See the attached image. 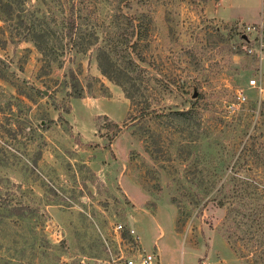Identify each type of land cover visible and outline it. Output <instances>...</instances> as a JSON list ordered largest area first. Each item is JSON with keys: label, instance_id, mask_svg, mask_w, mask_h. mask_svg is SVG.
<instances>
[{"label": "rangeland", "instance_id": "374dc122", "mask_svg": "<svg viewBox=\"0 0 264 264\" xmlns=\"http://www.w3.org/2000/svg\"><path fill=\"white\" fill-rule=\"evenodd\" d=\"M69 1L0 0V264H264V0Z\"/></svg>", "mask_w": 264, "mask_h": 264}, {"label": "built area", "instance_id": "2783aa9c", "mask_svg": "<svg viewBox=\"0 0 264 264\" xmlns=\"http://www.w3.org/2000/svg\"><path fill=\"white\" fill-rule=\"evenodd\" d=\"M235 30L243 41L244 51L257 56L259 60H261L264 57V31L262 25L260 23H244L237 26ZM259 76L260 74L256 77L253 76L248 78L245 87L255 88L257 91H261L263 86L261 85ZM237 97L239 100L244 99V91L242 92V90H239ZM113 229L115 232L125 229L132 240L138 241V234L134 228L129 225L117 222L114 224ZM156 253L157 252L141 250V252L136 251V254L133 257H128L122 252V250H119V252L114 257H111V259L113 262L120 260L121 264H148L152 259L156 258ZM80 263L82 264V260Z\"/></svg>", "mask_w": 264, "mask_h": 264}, {"label": "trees", "instance_id": "16d2710c", "mask_svg": "<svg viewBox=\"0 0 264 264\" xmlns=\"http://www.w3.org/2000/svg\"><path fill=\"white\" fill-rule=\"evenodd\" d=\"M60 5H61V9H63V11H64V7H66V9H67V15L65 16V20H64V30H63V34L66 36V40H65V43L66 44H69V46L70 47H73L75 50H77V51H82L83 50V47H81V46H78V45H80V41H79V39H78V35L76 34V30H75V28H76V24H75V21H74V18L72 17V13L70 12V10L72 9V6H73V4H72V0H70L69 1V3H66L65 4V6L63 7L62 5H63V2H61L60 3ZM43 35V37H44V34H42ZM42 35H37V39H35L34 38V43L36 44V46H37V49H39V50H41L42 51V49H44L43 47V45L41 44V38H40V36H42ZM80 38V37H79ZM77 47H79V48H81V50L80 49H78ZM139 58H142V56H139ZM46 59L48 60V61H54L55 60V57H51V56H47L46 57ZM108 59L109 60H111V58L110 57H108ZM99 65H100V60H99ZM118 68H122L123 69V67H126V66H124V65H121L120 63H118ZM132 66H135V64H132ZM118 70H121V69H118ZM101 71L103 72V73H105V74H107L108 75V73H106V70L101 66ZM135 72V71H134ZM110 77V76H109ZM113 80H115L118 84H120L121 85V87H122V89L124 90V92H125V95L129 98V103H130V106H132V105H134V96H133V94L130 92V90H128V88H126V86H125V84L123 83V81H121V80H119V79H114L113 77H111ZM125 78V77H124ZM77 82V80H76V76L74 75V74H71V82H69V84H70V87H72L73 88V90H74V92L73 93H71L73 96H80L81 95V92H82V87L80 86V88L78 87H74ZM76 86H78V84L76 85ZM67 110V109H66ZM110 124L115 128V130H116V128H118L119 127V125L117 124V122L116 121H113V120H111V122H110ZM27 206H25V208H26ZM20 209V208H19ZM232 233V232H231ZM234 234V233H233ZM31 246H32V244L30 243H27V244H25L24 246H22L23 248H28V247H30L31 248Z\"/></svg>", "mask_w": 264, "mask_h": 264}, {"label": "crops", "instance_id": "0c3cea01", "mask_svg": "<svg viewBox=\"0 0 264 264\" xmlns=\"http://www.w3.org/2000/svg\"><path fill=\"white\" fill-rule=\"evenodd\" d=\"M218 1L215 2L216 4H218ZM212 15L219 17L223 20H230V19H235L236 17H227L224 16L223 14H221V11L214 12L212 13ZM114 121V120H113ZM115 184H117L120 189L127 195V197L131 200L134 201L133 197L130 195V193L128 192V188L129 186L132 187L133 189H135L136 193H140L142 194L141 190L138 187V183L134 180V178L132 177L131 174L129 173H124V172H119V174H117L116 178H115ZM129 185V186H128ZM140 186V185H139ZM140 194H136V196L138 197ZM159 264H161L160 262V256H159Z\"/></svg>", "mask_w": 264, "mask_h": 264}]
</instances>
